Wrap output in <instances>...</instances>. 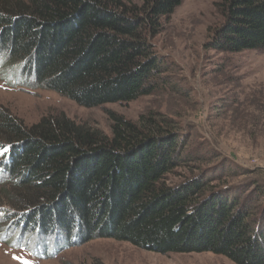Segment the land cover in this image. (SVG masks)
I'll return each instance as SVG.
<instances>
[{
	"label": "trees",
	"instance_id": "16d2710c",
	"mask_svg": "<svg viewBox=\"0 0 264 264\" xmlns=\"http://www.w3.org/2000/svg\"><path fill=\"white\" fill-rule=\"evenodd\" d=\"M181 2L0 0V75L85 107L151 95L168 70L153 40ZM215 7L222 22L211 50L264 51V0H215ZM113 117L107 135L65 114L27 125L0 108V151L7 148L0 155L7 198L0 224L60 232L68 245L110 238L156 252L264 264V183L168 182L189 151L187 130L161 113Z\"/></svg>",
	"mask_w": 264,
	"mask_h": 264
},
{
	"label": "rangeland",
	"instance_id": "374dc122",
	"mask_svg": "<svg viewBox=\"0 0 264 264\" xmlns=\"http://www.w3.org/2000/svg\"><path fill=\"white\" fill-rule=\"evenodd\" d=\"M221 22L215 0H182L153 40L168 70L151 95L85 107L57 92L17 84L0 75V108L27 125L45 116L65 114L107 135H112L113 115L136 121L151 112L161 113L190 137L189 151L182 165L168 174V182L206 177L219 186L249 179L263 184L264 51L223 54L211 50L210 36ZM197 155L205 156L204 162ZM229 165L238 169L237 175L232 176ZM4 199L0 191V205ZM68 242L60 232L44 236L0 224V264H236L211 252L162 253L110 238Z\"/></svg>",
	"mask_w": 264,
	"mask_h": 264
},
{
	"label": "snow or ice",
	"instance_id": "6c2138e0",
	"mask_svg": "<svg viewBox=\"0 0 264 264\" xmlns=\"http://www.w3.org/2000/svg\"><path fill=\"white\" fill-rule=\"evenodd\" d=\"M0 147H2V146H0ZM6 152H7V148H4L3 151L0 152V155H4V154H6ZM25 264H31V262L30 261H25Z\"/></svg>",
	"mask_w": 264,
	"mask_h": 264
}]
</instances>
